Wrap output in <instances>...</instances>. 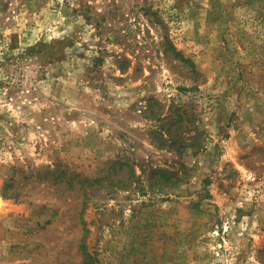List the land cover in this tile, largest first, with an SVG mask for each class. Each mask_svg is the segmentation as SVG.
I'll return each instance as SVG.
<instances>
[{"label": "rangeland", "instance_id": "374dc122", "mask_svg": "<svg viewBox=\"0 0 264 264\" xmlns=\"http://www.w3.org/2000/svg\"><path fill=\"white\" fill-rule=\"evenodd\" d=\"M264 264V0H0V264Z\"/></svg>", "mask_w": 264, "mask_h": 264}, {"label": "trees", "instance_id": "16d2710c", "mask_svg": "<svg viewBox=\"0 0 264 264\" xmlns=\"http://www.w3.org/2000/svg\"><path fill=\"white\" fill-rule=\"evenodd\" d=\"M88 264V263H87Z\"/></svg>", "mask_w": 264, "mask_h": 264}]
</instances>
